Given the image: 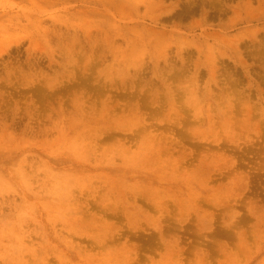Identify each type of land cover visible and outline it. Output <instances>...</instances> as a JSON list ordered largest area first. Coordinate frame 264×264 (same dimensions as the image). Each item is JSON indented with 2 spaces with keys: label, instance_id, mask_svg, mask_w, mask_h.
<instances>
[{
  "label": "rangeland",
  "instance_id": "obj_1",
  "mask_svg": "<svg viewBox=\"0 0 264 264\" xmlns=\"http://www.w3.org/2000/svg\"><path fill=\"white\" fill-rule=\"evenodd\" d=\"M0 264H264V0H0Z\"/></svg>",
  "mask_w": 264,
  "mask_h": 264
}]
</instances>
